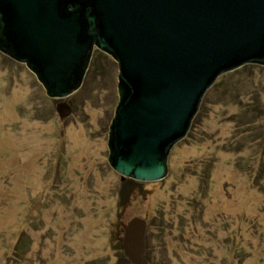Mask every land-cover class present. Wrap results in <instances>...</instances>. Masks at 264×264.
<instances>
[{
	"label": "rangeland",
	"instance_id": "1",
	"mask_svg": "<svg viewBox=\"0 0 264 264\" xmlns=\"http://www.w3.org/2000/svg\"><path fill=\"white\" fill-rule=\"evenodd\" d=\"M117 74L94 47L61 118V99L0 52V264L132 263L123 238L135 217L146 264H264V64L215 78L170 174L150 181L129 182L107 160Z\"/></svg>",
	"mask_w": 264,
	"mask_h": 264
},
{
	"label": "water",
	"instance_id": "2",
	"mask_svg": "<svg viewBox=\"0 0 264 264\" xmlns=\"http://www.w3.org/2000/svg\"><path fill=\"white\" fill-rule=\"evenodd\" d=\"M94 47L118 66L107 160L122 176L158 180L215 78L264 64V0H0V52L61 99V118L88 80ZM144 230V218L126 225L128 264L149 262Z\"/></svg>",
	"mask_w": 264,
	"mask_h": 264
},
{
	"label": "trees",
	"instance_id": "3",
	"mask_svg": "<svg viewBox=\"0 0 264 264\" xmlns=\"http://www.w3.org/2000/svg\"><path fill=\"white\" fill-rule=\"evenodd\" d=\"M124 179L127 180V181H129V182H133V179H134V178H130V177H128V178L126 177V178H125V177H124ZM128 187H129V185L127 186L126 183H123L121 193L123 194L124 189H125V188H128Z\"/></svg>",
	"mask_w": 264,
	"mask_h": 264
}]
</instances>
